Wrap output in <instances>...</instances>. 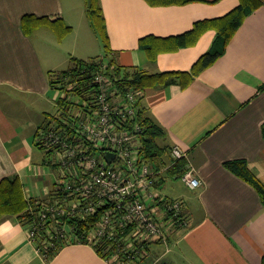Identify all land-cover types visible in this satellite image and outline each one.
<instances>
[{"label": "crops", "instance_id": "obj_1", "mask_svg": "<svg viewBox=\"0 0 264 264\" xmlns=\"http://www.w3.org/2000/svg\"><path fill=\"white\" fill-rule=\"evenodd\" d=\"M99 1L117 63L150 75L189 71L210 49L215 32H205L193 46L158 54L154 62L138 48L141 38L181 35L194 23L219 18L239 4L203 0L152 7L144 0ZM24 16L60 18L72 30L61 41L44 26L27 36L21 27ZM85 16L81 0H0V181L17 176L28 198L44 199L54 182L42 169L37 173L47 159L34 142L38 128L52 116L50 107L57 106L59 96L49 75L68 69L71 58L103 57V42L94 41L99 38ZM142 104L166 133L161 146L184 150L185 166L194 168L200 182L193 190L180 177L163 174L158 190L163 197L183 201L188 226L173 233L168 252L163 244L148 245L142 264H262L264 205L257 191L224 163L245 161L264 185V4L187 88L175 83L148 87ZM167 180L173 190L169 196L161 190ZM0 264L109 263L95 248L75 243L44 258L29 238L28 225L3 217Z\"/></svg>", "mask_w": 264, "mask_h": 264}, {"label": "built area", "instance_id": "obj_2", "mask_svg": "<svg viewBox=\"0 0 264 264\" xmlns=\"http://www.w3.org/2000/svg\"><path fill=\"white\" fill-rule=\"evenodd\" d=\"M89 85L94 87L81 94L86 98L69 93L65 127L51 121L36 132L34 142L46 165L59 173L44 199L25 196L28 235L44 258L75 243L101 245L109 264H142L148 245L163 244L168 252L173 233L188 226L183 201L158 190L159 178L187 155L172 147L170 164L156 172L140 148L144 128L137 121V104L143 92L123 94L101 71ZM55 91L58 98L65 96ZM106 154L114 155L110 163ZM194 173L186 165L180 177L193 190L200 186Z\"/></svg>", "mask_w": 264, "mask_h": 264}, {"label": "trees", "instance_id": "obj_3", "mask_svg": "<svg viewBox=\"0 0 264 264\" xmlns=\"http://www.w3.org/2000/svg\"><path fill=\"white\" fill-rule=\"evenodd\" d=\"M86 17L89 21L94 34L103 42V57L90 58L88 60L70 59L69 68L49 75V84L52 90H62L64 97L57 100V113L50 118H46L44 123L38 128L42 129L51 121L57 127H65V121H68L69 113V93L82 94L88 89L94 87L89 85L92 82L93 74L96 71L104 72L109 75L113 84L120 89L123 94L130 91L143 92L148 87H166L171 84H177L180 88H187L190 83L205 69L211 67L225 52V49L236 31L243 24L245 19L255 10L261 7L263 0H238L237 7L227 14L211 19L194 23L193 28L181 35L159 38L147 36L141 38L138 42V48L143 51L149 61L154 62L158 54L175 52L182 48L193 46L197 40L207 31L215 32L210 49L197 59L189 71L184 72H163L150 75L144 70L136 68H125L120 66L115 54L108 45L105 20L99 0H83ZM152 7H162L171 5H184L190 2H201L203 0H144ZM47 27L56 36L58 41L65 38L70 32L71 27L67 26L63 20H56L49 17L33 18L24 16L21 21V27L25 35H30L36 28ZM72 85L69 90V86ZM86 98V95H81ZM137 121L144 128V133L140 137V148L146 160L154 165L158 172L166 165L170 164V150L163 147L160 140L165 138V131L153 121L149 111L142 104V97L137 104ZM38 132V130H37ZM262 135L264 137V125L262 126ZM39 145L35 144L37 148ZM224 167L253 187L264 205V185L250 171L247 163L242 160L228 161ZM185 162L179 161L166 171L167 177L179 178L185 171ZM166 177H160L158 186H161ZM27 200L24 196V188L17 176L6 177L0 181V219L3 217H15L25 224H29L27 214ZM96 251L102 254L101 245L96 246ZM56 251L51 252L50 256ZM264 264V257L262 260Z\"/></svg>", "mask_w": 264, "mask_h": 264}, {"label": "rangeland", "instance_id": "obj_4", "mask_svg": "<svg viewBox=\"0 0 264 264\" xmlns=\"http://www.w3.org/2000/svg\"><path fill=\"white\" fill-rule=\"evenodd\" d=\"M82 2H84L83 0H81ZM86 17V16H85ZM68 26V25H67ZM74 30H75V32L77 33L78 31H79V29H77V28H74ZM96 40H94V41H99V43L101 44V40L99 39H97V38H95ZM67 69V68H66ZM55 94H57V91H55ZM57 95H59V94H57ZM57 109H58V106H56V105H54V106H51L50 107V111H49V114H51V115H54V114H56L57 113ZM41 152V151H40ZM43 154V152H41V155ZM41 155H40V157H41ZM52 158H53V156H49V159L50 160H52ZM40 167H41V169H42V171H43V173L44 174H46L47 175V177H49L50 176V178L52 179V180H56V175H57V179H58V173H59V170L57 169V170H55V169H53L52 167H50V166H48V165H39ZM161 190H162V193L165 195V196H169V195H172V183L169 181V180H167L166 182H165V184L162 186V188H161Z\"/></svg>", "mask_w": 264, "mask_h": 264}, {"label": "water", "instance_id": "obj_5", "mask_svg": "<svg viewBox=\"0 0 264 264\" xmlns=\"http://www.w3.org/2000/svg\"><path fill=\"white\" fill-rule=\"evenodd\" d=\"M114 155L113 154H106L105 155V159L107 160L108 163L111 162V160L113 159Z\"/></svg>", "mask_w": 264, "mask_h": 264}]
</instances>
